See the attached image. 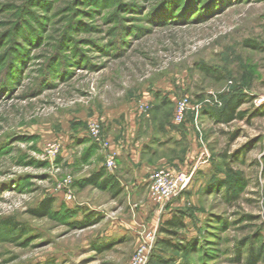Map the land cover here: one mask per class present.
Returning a JSON list of instances; mask_svg holds the SVG:
<instances>
[{
  "label": "rangeland",
  "instance_id": "374dc122",
  "mask_svg": "<svg viewBox=\"0 0 264 264\" xmlns=\"http://www.w3.org/2000/svg\"><path fill=\"white\" fill-rule=\"evenodd\" d=\"M234 93L243 118L202 113ZM184 96L173 142L162 125ZM91 120L123 152L113 172L75 141ZM201 152L189 189L154 204L149 173L190 171ZM100 170L117 188L81 185ZM176 213L185 227L161 231ZM144 229L150 264H264V0H0V264H127Z\"/></svg>",
  "mask_w": 264,
  "mask_h": 264
},
{
  "label": "built area",
  "instance_id": "2783aa9c",
  "mask_svg": "<svg viewBox=\"0 0 264 264\" xmlns=\"http://www.w3.org/2000/svg\"><path fill=\"white\" fill-rule=\"evenodd\" d=\"M213 102V100L208 99L206 103L212 106ZM189 107L190 100L187 96L178 98L174 104L173 123L182 124L185 121V116ZM138 108L141 112H147L148 104L141 101ZM198 109L200 108L197 105V111ZM195 122L197 123V117H195ZM87 135L96 142L101 149H104V166L108 171L113 172L114 169H116V153L109 148L108 140L102 137L100 125L97 120H91L88 123ZM59 152L60 145L58 143L50 145L49 153L55 156ZM208 161L209 157L206 152H201L190 171H175L163 167L152 170L147 179L148 193L151 201L160 206L172 201L176 196L190 187L192 176L196 168L202 164H206ZM140 235L139 244L127 264L149 263V258L156 242L157 235L155 231L150 229H144Z\"/></svg>",
  "mask_w": 264,
  "mask_h": 264
},
{
  "label": "trees",
  "instance_id": "16d2710c",
  "mask_svg": "<svg viewBox=\"0 0 264 264\" xmlns=\"http://www.w3.org/2000/svg\"><path fill=\"white\" fill-rule=\"evenodd\" d=\"M242 94L240 93H234L232 95L229 96V100L227 102L224 103L223 107H221L220 109H217L213 106H208L207 108H204L202 110V113L204 115H208L210 116L215 122H219V123H229L237 118H243L244 117V112L239 110V106L240 103L242 101ZM185 122V121H184ZM184 122L182 124H175L172 122L170 123H165L167 124L171 129L173 130H177L180 132L181 134V138L177 141L174 138H170L169 140H173V142H179L180 140H182L183 137V133H184ZM163 124V125H165ZM162 125V131L164 126ZM75 141L80 142V143H86V142H90L93 141L90 137H88V135L84 136V137H75ZM97 144V143H96ZM104 172L102 170H100L99 172L96 173H92L89 177L84 178L82 181H80L82 186H85L87 184H92V183H96L99 181V179L101 177L104 176ZM110 181H112V176L108 175L106 177H104L101 180L100 184H106V185H110L112 188H117V183L115 181H112V184H109ZM189 189V188H188ZM186 191V190H185ZM49 200L46 201V203H43L41 205V207H37L36 209L32 210L33 214L35 216H45L48 214V210L51 207L50 202L48 203ZM66 210H70L69 207H66ZM83 212V210H82ZM183 215H181L180 213H176L175 216H172L170 219H167L164 221L163 225L161 226V231L166 232L169 235H173V236H177L178 235V230L182 229L185 227V223H184V219H183ZM90 221L87 222H83L80 223L81 227L84 226H88ZM163 242L165 241V243H168L170 245H172L174 248L176 249H184L189 251L191 244L189 243H185V244H177L176 242H174V244H172L171 242H169L167 239L166 240H159L158 242ZM260 253L259 252H251V255L248 257L247 259V264H257V262L260 260ZM150 264V261L149 263Z\"/></svg>",
  "mask_w": 264,
  "mask_h": 264
},
{
  "label": "crops",
  "instance_id": "0c3cea01",
  "mask_svg": "<svg viewBox=\"0 0 264 264\" xmlns=\"http://www.w3.org/2000/svg\"><path fill=\"white\" fill-rule=\"evenodd\" d=\"M163 126H164V128H163L162 133H163L165 139L174 138V139H176V140L178 141V140L181 138V134H180L179 131L171 129L167 124H165V125H163ZM79 137H82V136H79ZM112 151H114V152L116 153V161H118V160L121 158V156L123 155V152H122L120 149L118 150L117 148H115V149H113ZM97 170H99V169H97ZM107 174H108V171H107ZM107 174H106V175L104 174V176L101 177V178L99 179V182H100L105 176H108ZM116 180L119 181V182L121 183V185L123 186V183L121 182L120 177L116 178ZM145 182H146V181H145ZM132 184L135 185L134 182H133ZM130 186H131V185H130ZM146 186H147V185H146ZM131 188H132V187H131ZM132 190H133V188H132ZM88 206H89V205H88ZM67 207L75 209V210L77 211L78 216L82 214V210H83V209L81 208V205H80V206H73V207H71V206H67ZM89 208H91V207H89ZM129 230H130V227L126 224V225H124V226H121L120 229H118V228H117V229L113 228V229H112V232H113L114 234H115V232H116V234H117L116 236H123L124 234L127 233V231L129 232Z\"/></svg>",
  "mask_w": 264,
  "mask_h": 264
}]
</instances>
